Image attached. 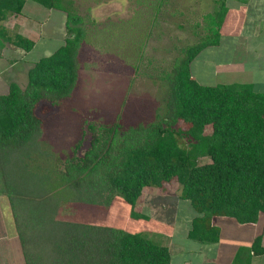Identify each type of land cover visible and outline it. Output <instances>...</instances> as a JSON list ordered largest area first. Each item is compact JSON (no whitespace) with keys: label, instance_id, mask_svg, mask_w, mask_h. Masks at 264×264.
Listing matches in <instances>:
<instances>
[{"label":"trees","instance_id":"16d2710c","mask_svg":"<svg viewBox=\"0 0 264 264\" xmlns=\"http://www.w3.org/2000/svg\"><path fill=\"white\" fill-rule=\"evenodd\" d=\"M26 1L0 0V58L6 44L24 52L34 45L2 24ZM31 1L65 13L67 37L28 70L25 87L12 83L0 95V196L8 200L25 264H170L168 247L147 234L58 218L65 204L108 209L119 196L130 217L147 219L134 210L145 188L180 187V199L194 213L188 238L198 242L218 241L213 218L258 221L264 213V94L250 85H200L189 68L203 49L218 45L224 0L207 36L186 46L162 73L164 105L154 120L125 130L118 123L89 127L90 147L79 155L78 144L62 167L42 145L44 122L36 110L72 97L84 19L73 0ZM252 248L264 253L260 237Z\"/></svg>","mask_w":264,"mask_h":264},{"label":"rangeland","instance_id":"374dc122","mask_svg":"<svg viewBox=\"0 0 264 264\" xmlns=\"http://www.w3.org/2000/svg\"><path fill=\"white\" fill-rule=\"evenodd\" d=\"M73 1L76 13L84 19L86 30L80 49L76 89L71 98L58 105L43 102L36 110L37 116L44 122L42 145L51 154L50 159L58 160L59 167L78 144L79 155L90 147L92 132L89 127L97 130L98 126L108 128L118 123L125 130L154 120L156 111L164 105L165 87L160 80L162 73L168 70L173 59L182 54L186 46L207 36L206 27L210 26L215 8L223 0ZM224 2L228 11L220 29L219 43L203 49L191 62L190 72L203 86L250 85L253 89L250 83L264 78V60L260 58L264 32L259 33L262 24L256 23L262 0ZM23 13L27 19H36L40 23L39 18L45 17L46 9L37 3H28ZM14 18L20 22V26L24 23V19ZM50 20H45L39 26L30 23H27V27L21 26L22 32L27 35L31 34L33 27H39L36 38L40 36L42 39L19 65L22 73L15 82L19 87L27 81L25 66L32 65L45 53L50 55L65 44L66 30L62 28L53 33ZM44 29L52 33L49 32L47 36L48 32H44ZM256 85L262 83L257 82ZM4 93V90H0V94ZM209 132L207 129L206 133ZM142 194L134 210L138 214H145L147 219L130 217L129 206L119 196L108 209L65 204L58 218L111 226L130 233H144L170 248L173 256L174 250L178 252L173 246L186 242L182 235L193 217L192 208L180 199V187L176 184L164 192L145 188ZM144 200L146 204L142 205ZM1 216L9 222V226L3 223L0 227V264H24L5 196H0V219ZM226 222L240 228L234 219H226ZM221 227V238L224 242H230L233 233L228 232L226 226ZM241 230L259 233L260 227ZM1 233L5 235L1 236ZM193 241L189 238V242ZM183 254L181 250L178 257L183 258Z\"/></svg>","mask_w":264,"mask_h":264},{"label":"crops","instance_id":"0c3cea01","mask_svg":"<svg viewBox=\"0 0 264 264\" xmlns=\"http://www.w3.org/2000/svg\"><path fill=\"white\" fill-rule=\"evenodd\" d=\"M29 1L31 0H27L25 2L24 7L20 14L8 15V17L2 23L8 29L10 34H19L27 39H30L34 42V45L32 49L28 52H24L23 50L16 48L10 44L5 45V48L3 49L2 57L0 58V61H3L2 65H0V90H4L6 93L0 94V95L7 94L9 85L12 83L15 84V82L18 81V78L20 77L22 73V69L19 67V65L24 62L28 53L32 52L34 49L38 47L37 46L38 40L42 39L40 36H39L40 38L39 37L36 38V36H38L37 31L39 27L38 28L33 27L34 29L32 30L31 34L27 35L24 32H22L21 26L26 25L27 27L28 25L27 23H30L34 26L35 25L39 26L40 24L45 23V20L48 21L51 19L50 29L53 30V33H56L58 29L61 30L62 28H64L65 30L66 15L65 13L61 11H56L54 9L45 8L46 14H45V17H42L41 19L39 18L40 23L36 19H27L26 17H24L23 12L25 8L27 7L28 3L36 4L33 1L32 2H29ZM40 6L41 5H39V7ZM31 8L36 12L39 11L35 7H31ZM14 17H19V19H24V23H22L20 26L19 25L20 22L17 21V18H14ZM256 23L257 25L262 24L261 25L262 29L259 30V33L262 34L264 32V26H263L264 25V0H262V3H261V11L256 16ZM44 32H48L46 33L47 36L49 32L52 33L49 30L45 31V29H44ZM252 32L254 33V31ZM258 34H254V36ZM65 38H66V34H65ZM43 47L47 48V46L46 47L43 46ZM45 54H44V57L49 56V53H45ZM41 58H43V56ZM260 58L264 60V41H263V49L260 50ZM36 62H33L32 65H27V67L25 66L24 70L26 74L28 70L32 68ZM229 65L230 64H228V66ZM226 70H229V69H226ZM226 70L224 69V71ZM244 71L247 72L246 70ZM235 72L240 73L243 71H235ZM235 72H232V73H235ZM257 82L262 83V85H256ZM257 82L254 81V83H250V84H253L254 86L253 89L256 93L264 94V78ZM25 85H23L20 88L25 87ZM151 196L154 197V195H150V197ZM142 205H145V200H144V203H142ZM143 208H145V206ZM193 217H194V213H193ZM193 217L190 218V222ZM226 219L232 220L231 218H225V217H216L212 219V225L218 228L219 230V238H218V241L215 243H210V242L203 243V242H198V241L189 242V238H188V231L190 229V222H189L188 229L183 230L185 233L183 232V235H182L183 237L186 238V242L178 243L177 245L173 246L174 249L178 250V252L174 250L175 254H173L172 256L171 254L172 252L170 251V248H168L170 252V264H264V253L263 254L254 253L256 251L252 248L254 240H256L257 237H260V248H264V213L260 214L258 221L253 225H242L236 222L235 220V223H237L238 227L240 228H235L232 225H228L226 222ZM3 223L5 224V226H9V222H7L4 216H1L0 227L2 226ZM258 225L260 227L259 233L253 230H241V229H256ZM221 226H226L225 228H227L228 232L233 233L232 234L233 236L230 242H224L223 239L221 238V233H222ZM244 233L247 235L244 236ZM2 235H5V234L1 233V236ZM181 250H183L184 252L183 258L178 257ZM178 258L181 259L182 261L178 260ZM22 259L24 261L23 255H22ZM172 260H174V263H172ZM3 263L4 262H2V264Z\"/></svg>","mask_w":264,"mask_h":264}]
</instances>
